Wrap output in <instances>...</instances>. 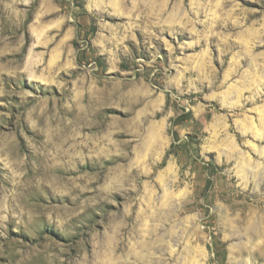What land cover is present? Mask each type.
I'll return each instance as SVG.
<instances>
[{"label": "rangeland", "instance_id": "obj_1", "mask_svg": "<svg viewBox=\"0 0 264 264\" xmlns=\"http://www.w3.org/2000/svg\"><path fill=\"white\" fill-rule=\"evenodd\" d=\"M0 264H264V0H0Z\"/></svg>", "mask_w": 264, "mask_h": 264}, {"label": "bare ground", "instance_id": "obj_2", "mask_svg": "<svg viewBox=\"0 0 264 264\" xmlns=\"http://www.w3.org/2000/svg\"><path fill=\"white\" fill-rule=\"evenodd\" d=\"M30 65H32V63L30 64ZM28 67H30L31 68V66H28ZM28 70H29V68H28ZM31 72V71H30ZM29 74H31V73H29ZM32 76H33V74H31ZM32 76L30 77V78H32ZM59 141V140H58ZM65 141H67V140H65ZM65 141H62V146H64L65 145ZM103 143H105V140L104 141H102ZM68 143V142H67ZM99 143V142H98ZM101 143H99V145L98 146H101L100 145ZM93 145V144H92ZM98 146H96V145H94L93 147H91V148H93V149H95V150H98L99 149V147ZM101 149V148H100ZM90 150H92V149H90Z\"/></svg>", "mask_w": 264, "mask_h": 264}]
</instances>
